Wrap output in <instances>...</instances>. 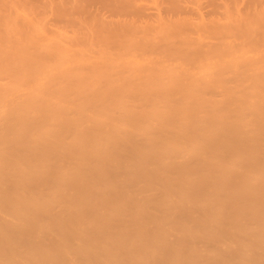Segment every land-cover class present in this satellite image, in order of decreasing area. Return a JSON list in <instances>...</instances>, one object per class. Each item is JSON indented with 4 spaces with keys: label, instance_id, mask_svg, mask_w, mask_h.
<instances>
[{
    "label": "bare ground",
    "instance_id": "6f19581e",
    "mask_svg": "<svg viewBox=\"0 0 264 264\" xmlns=\"http://www.w3.org/2000/svg\"><path fill=\"white\" fill-rule=\"evenodd\" d=\"M0 264H264V0H0Z\"/></svg>",
    "mask_w": 264,
    "mask_h": 264
}]
</instances>
